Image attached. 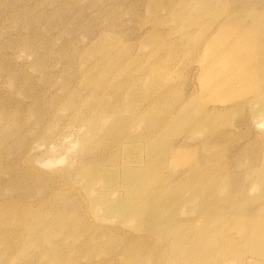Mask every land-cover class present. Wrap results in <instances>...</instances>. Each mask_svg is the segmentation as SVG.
Masks as SVG:
<instances>
[{
	"label": "rangeland",
	"instance_id": "374dc122",
	"mask_svg": "<svg viewBox=\"0 0 264 264\" xmlns=\"http://www.w3.org/2000/svg\"><path fill=\"white\" fill-rule=\"evenodd\" d=\"M222 50L241 66L215 62ZM236 76L251 86L229 87ZM154 101L153 169L130 165L115 188H164L163 229L95 212L78 174L103 154L111 117L120 128ZM203 176L210 219L182 204ZM260 224L264 0H0V264H127L130 234L147 235L146 264H264Z\"/></svg>",
	"mask_w": 264,
	"mask_h": 264
},
{
	"label": "bare ground",
	"instance_id": "6f19581e",
	"mask_svg": "<svg viewBox=\"0 0 264 264\" xmlns=\"http://www.w3.org/2000/svg\"><path fill=\"white\" fill-rule=\"evenodd\" d=\"M225 19L229 20L228 16ZM242 41H248V40L242 39ZM211 44L212 43H209L208 46H210ZM257 50L260 53V48H258ZM241 54L242 56L246 58V61H251L252 59L256 58L255 65L258 64V62L261 60V57H260L261 53L260 54L255 53L253 55V54H249L248 50H243ZM227 55H230L232 57L228 59H224V58L222 59V57H225ZM212 56L215 62L221 61L227 64H232L230 67H234V66L237 67V65L239 67L241 66L240 64L241 61L239 60L236 61L234 59V57H237V58L239 57V54L234 50H229V51L222 50L219 53L214 54ZM214 61L213 63H215ZM242 66L245 67L246 64ZM233 80L238 81L237 85H247L248 84V86H251V83L249 81L246 82L243 77L236 76L232 80H230V82L232 83L229 84V87L234 86ZM156 101L149 104V107L147 108L146 111L138 112L136 116H134L131 120L130 119L127 120V124L125 126H121L120 128H117V127L122 123L123 119L122 118L119 119V117L117 118L114 116L113 118L111 117V120L113 122L108 126L109 134L107 138L105 139V142L102 143L103 145L101 147L103 154L98 158L97 161L93 162L92 165L87 166L88 167L87 169H84V170L80 169L78 174L89 187V194H88L89 202H90V205L92 206L91 208L95 212L102 214L108 219L114 218V217L119 218V219H128L129 221L135 222L134 224L137 225L136 227L146 226L148 228L163 229L164 226L162 225L165 222L164 219L168 211L163 206L159 208L154 207L156 206V204L153 203V201H154V198L156 197L163 198V195L165 193L164 188H159V191H156V193L152 191L150 192L142 191V194L139 195V193H137L136 190H137V187H141L143 185L142 180L136 181L134 184L135 185L134 188H128L127 190L121 193H118L115 188L116 181L121 177V175L126 174L130 165H133V164H137L138 166L144 165L145 167H142L141 169L143 170L144 173L146 171L153 169L152 168L153 162H148L144 160L143 155L146 156L149 160L154 159L157 147L150 146L149 141L150 139L154 137L158 136L159 138H161L160 136H162V135H156V129H155V126L153 125V124H156L158 120H156V122H154L153 124L148 122L150 117L154 118L157 116ZM150 107L152 108L151 111L149 110ZM153 110H156L155 114ZM141 119H143L142 122L146 124L150 123L152 125L148 124L149 127H147V131L145 133L138 135L136 138H133L131 137L133 136L132 135L133 126L136 125L137 122H139ZM160 122L162 123L161 120ZM115 129H120V130L122 129V132L117 136L114 133ZM124 143H126V146L115 145L117 150L115 149V151H113L114 144L122 145ZM133 145H136L139 147V151H138L139 154L137 152V155L136 154L132 155V150L134 149L131 148V146ZM196 179H195V182H198V185H193L194 182H192V185L197 190H200L199 193L201 194L197 196V194L195 195V191L194 193L190 191L187 200L183 201L182 204L189 205L191 201H197V204H196L197 207L195 208V211H197V215L204 217L206 215L203 212V209L206 208V205H205L206 203H204L205 193L209 191L208 188L212 190V187L215 186L214 184L215 181L214 182L210 181L207 178H205V176H203L200 181ZM203 179L204 181H202ZM94 182L99 183V189L96 190L93 188ZM160 201H163V199H160L158 202L160 203ZM206 218L210 219L211 215L210 216L206 215ZM17 222H19V220ZM249 222L250 221H247L245 222V224L238 226V229L241 230L242 232L246 231V229L249 228ZM212 226L213 224L210 225V227ZM259 226H262V227H259ZM142 228H143V232L148 233V231L144 230V227ZM263 228H264L263 224L262 225L260 224V225H257L256 227L251 228L250 230H252V235L259 236L260 232L264 230ZM60 229L61 228H56V230H60ZM146 236L147 235L137 234L135 238L132 234H130V236H127V237L131 239L134 238L135 239L134 241H136V245H137L136 247H139V250H140L143 248L142 244H145L147 241ZM138 242L140 244H138ZM139 250L137 251L136 255L134 254L132 256L126 252L128 254L127 256H129L128 258L124 257L126 256V254L125 252H123L121 254L122 255L121 257L123 259H126L127 264H146V262H148L149 259L152 258V254L148 256V254L145 253L146 251L142 252L141 250L140 251ZM184 250L185 252H190L196 249L194 248L193 245H191L190 247H187V249H184ZM15 259H16L15 261H19L21 258L16 257ZM26 259L27 257L24 259V263L28 264L26 263ZM177 259L178 258H176L174 262L177 261ZM35 261L36 260H34V262ZM112 261L114 260H109V262H112Z\"/></svg>",
	"mask_w": 264,
	"mask_h": 264
}]
</instances>
